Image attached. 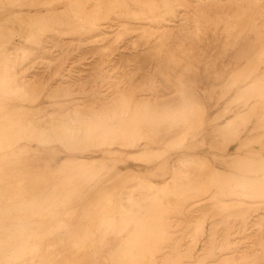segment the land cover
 Segmentation results:
<instances>
[{
	"label": "rangeland",
	"instance_id": "obj_1",
	"mask_svg": "<svg viewBox=\"0 0 264 264\" xmlns=\"http://www.w3.org/2000/svg\"><path fill=\"white\" fill-rule=\"evenodd\" d=\"M8 18L0 134L12 64L76 121L0 135V264H264V0H0Z\"/></svg>",
	"mask_w": 264,
	"mask_h": 264
},
{
	"label": "bare ground",
	"instance_id": "obj_2",
	"mask_svg": "<svg viewBox=\"0 0 264 264\" xmlns=\"http://www.w3.org/2000/svg\"><path fill=\"white\" fill-rule=\"evenodd\" d=\"M11 2V1H10ZM20 16V15H19ZM13 17H16L15 15ZM18 17V16H17ZM12 18V17H11ZM13 19V18H12ZM11 19L9 20H1L0 21V25L1 27L4 26V23L10 22ZM11 23V22H10ZM13 24V23H12ZM9 25L10 27L12 26ZM125 24V23H124ZM17 25H14V27ZM6 27V24L5 26ZM13 27V26H12ZM20 27V26H19ZM18 27V28H19ZM9 28V27H7ZM16 28V27H15ZM165 28V27H163ZM2 29V28H1ZM158 31V30H157ZM28 32V31H27ZM156 32V31H155ZM11 33V32H10ZM14 33V32H13ZM16 35V33H14ZM123 34V33H122ZM155 34V33H154ZM29 35V34H28ZM27 35V36H28ZM117 36V35H116ZM25 37V36H23ZM139 37V36H138ZM220 37V36H219ZM29 39V38H27ZM21 40V39H20ZM33 40V39H32ZM157 40V39H156ZM155 40V41H156ZM18 41V40H17ZM20 42V41H19ZM8 43V42H7ZM3 44V43H2ZM133 44V43H132ZM5 45V43H4ZM1 47V46H0ZM3 47V46H2ZM6 47L7 49V45L4 46V48ZM17 48V47H16ZM19 49V48H18ZM14 49V47H10L7 50L3 49V52L6 54L7 57H13L14 54L18 51H16ZM3 52L1 54H3ZM21 53V52H20ZM19 54V53H18ZM17 54V56H18ZM159 54V53H158ZM221 55V54H220ZM19 60V59H18ZM2 62H6V59H1L0 58V65ZM10 64V63H9ZM50 64V63H49ZM16 66V65H15ZM15 66H13V64L10 66V70L8 73V79L3 80V84L8 83L9 85H11L13 87V89L17 90L20 94V98L21 99V105L19 107V109H17L18 113H19V117L18 120L16 122H12L10 121L8 123V125H4L3 129H6V131L8 130V134H13L14 133V128L17 127V130L15 131L16 135L17 134H24L25 137L30 138L31 140H34L36 144L38 145H45L47 143L50 142H55V141H59L60 138H62L63 136H65L66 132L73 129V125L72 123L74 121H76V119L72 118V117H67L66 115H63V112L60 113V108L62 107V105H57L56 102H52L49 106H51L52 108V113L48 112V109L46 106H34L33 102L37 103L39 102V100H41V98L43 96H45L46 94V98H54L55 95V90L54 89H49V90H45L44 85L38 83L37 81L33 80V79H29V77H25L24 75H22L21 71L16 68ZM4 68V66H3ZM6 68V67H5ZM9 69V68H8ZM7 69V70H8ZM5 70V69H4ZM5 78V77H4ZM3 78V79H4ZM10 88V87H9ZM3 89V88H2ZM26 97H30L32 98V100L30 101H26ZM74 102V101H73ZM77 102V101H76ZM27 103H29V105H27ZM36 103V104H37ZM70 103V102H69ZM98 103V102H97ZM39 104V103H38ZM71 104V103H70ZM65 105L67 106V103H65ZM101 105V104H100ZM105 105V104H103ZM102 105V106H103ZM110 105V104H109ZM262 105V104H261ZM82 106V105H81ZM111 106V105H110ZM259 106V105H258ZM71 107V106H70ZM76 107V106H74ZM1 104H0V112H2L1 109ZM72 108V107H71ZM70 108V110H71ZM88 108V107H87ZM64 110V109H62ZM61 110V111H62ZM98 109H96L97 111ZM251 110V109H250ZM255 110V109H254ZM84 111V110H83ZM81 111V112H83ZM86 111V110H85ZM71 112V111H70ZM74 112V111H73ZM92 112V111H91ZM99 112V111H98ZM84 113V112H83ZM73 114V113H72ZM255 114V113H253ZM75 115V114H73ZM69 116V115H68ZM253 116V115H252ZM79 126V125H78ZM77 126V127H78ZM75 128V126H74ZM76 129V128H75ZM79 130V129H78ZM73 131V130H72ZM77 131V130H74ZM73 131V133H74ZM5 132V131H3ZM8 134H0V135H5L3 138H5ZM15 138V137H14ZM24 139L22 137L17 138L15 140V142L17 143H21ZM222 178V177H221ZM218 179V178H217ZM222 182V181H221ZM225 184V183H224ZM223 185V183H222ZM227 185V184H226ZM221 186V185H220ZM230 204V203H229ZM213 206V205H212ZM222 207V206H221ZM228 208V207H227ZM202 219V218H201ZM161 222V221H160ZM201 222V220H200ZM199 222V223H200ZM166 250V249H165ZM165 255V254H164ZM170 257V256H168ZM231 257V256H230ZM164 259V257H163ZM163 259L161 261H163ZM169 259V258H167ZM221 260L224 258H220ZM227 259V258H226ZM225 259V260H226ZM150 260V259H149ZM152 260V258H151ZM224 260V261H225ZM230 260V259H228ZM147 261V260H146ZM158 261V260H157ZM153 262L152 264H158V262ZM223 261V262H224ZM160 262V261H159ZM215 263V262H214ZM229 263V262H228ZM164 264V263H163ZM217 264V263H216Z\"/></svg>",
	"mask_w": 264,
	"mask_h": 264
}]
</instances>
